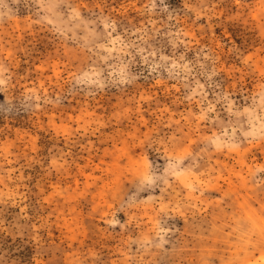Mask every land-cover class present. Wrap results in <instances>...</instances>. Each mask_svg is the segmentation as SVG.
I'll use <instances>...</instances> for the list:
<instances>
[{"label":"rangeland","instance_id":"1","mask_svg":"<svg viewBox=\"0 0 264 264\" xmlns=\"http://www.w3.org/2000/svg\"><path fill=\"white\" fill-rule=\"evenodd\" d=\"M0 264H264V0H0Z\"/></svg>","mask_w":264,"mask_h":264}]
</instances>
